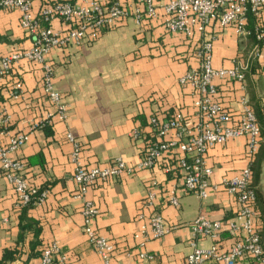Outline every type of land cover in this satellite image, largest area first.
Here are the masks:
<instances>
[{
    "label": "crops",
    "instance_id": "0c3cea01",
    "mask_svg": "<svg viewBox=\"0 0 264 264\" xmlns=\"http://www.w3.org/2000/svg\"><path fill=\"white\" fill-rule=\"evenodd\" d=\"M79 1L30 0L31 13L37 17L43 7ZM113 1L123 5L135 2L99 0L103 6ZM158 12L155 20L136 25L129 17L85 40L78 48L69 46L49 52L46 61L53 70L52 83L69 112L65 122L54 121L47 131L35 128L52 113L42 90L41 67L20 61L0 78V108L9 117L0 142L3 145L7 137L18 134L28 136L26 143L9 157L23 163L28 183L46 193L39 205L27 211L23 222L32 227L23 233L24 243L17 245L20 213L13 208L14 192L0 171V219L8 220L6 224L0 221V257L5 250H18L9 264H39L40 255L51 243H56L67 264H103L84 234L83 208L87 203L97 211L87 226L114 247L109 264H186L194 249L208 250L213 244L209 239H191L194 220L203 216L210 221L225 222L234 216L235 202L222 189L208 190L207 198L201 200L184 190L183 170L166 172L181 156L177 150L164 153L150 169L98 182L84 196H77L72 181L74 146L67 141L66 134L78 148L84 168L106 167L116 158L135 167L155 140L148 127L150 118L167 120L181 114L188 126L194 122L195 96L189 87L180 86L178 80L197 68L198 40L166 32L162 11ZM19 18L18 10L0 9V57L32 47V39L19 26ZM254 23L264 26V8L254 17ZM212 25L207 30L208 34L216 35L212 68L230 69L234 62L248 65L247 96L253 113L252 106L262 118L257 122L264 139V43L258 46L255 58L249 38L237 36L230 27L214 32L215 24ZM50 26L55 30L65 27L59 21ZM214 83L216 101L232 116L237 114L241 96L238 85ZM17 84L21 86L19 91L15 89ZM133 129L139 131L137 140L129 137ZM245 154L244 138L209 150L204 163L212 170L210 183L238 176L246 166ZM257 188L264 207V158ZM147 192L153 195L150 206L143 204ZM172 196L177 198L178 207L169 204ZM255 209L257 225L261 212L258 207ZM155 215L162 218L166 229L158 240L150 237L149 222ZM34 229L39 230V236L37 245L31 248ZM233 243L234 238L223 233L217 249L225 252ZM140 252L151 254L153 261H140L137 258ZM237 264L252 263L245 260Z\"/></svg>",
    "mask_w": 264,
    "mask_h": 264
},
{
    "label": "built area",
    "instance_id": "2783aa9c",
    "mask_svg": "<svg viewBox=\"0 0 264 264\" xmlns=\"http://www.w3.org/2000/svg\"><path fill=\"white\" fill-rule=\"evenodd\" d=\"M131 5H123L113 1L103 6L99 0H80L79 3L61 2L43 7L39 15L31 13L30 0H0V9L4 11L18 10L20 12L19 26L32 39V47L21 53H13L0 57V78L5 76L11 68L20 61H26L41 67L42 90L52 108V113L38 123L35 128L49 127L54 121H66L69 108L52 83V68L46 57L52 49L66 47H80L85 40H90L98 34L112 29L119 22L131 17L136 25L144 21L157 19L162 11V26L170 34H181L188 40H198L199 48L196 53L198 66L189 70L179 78L182 87H189L195 99L193 101L194 122L188 126L181 114H175L167 120L152 117L148 127L154 135L151 143L135 167L127 166L120 158L114 159L106 167L84 168L80 162L78 148L72 137L66 134V139L73 144L71 162L74 165L72 181L77 187V196H84L88 189L98 182H108L132 175L138 170H146L155 166L164 153L177 150L181 156L174 166L166 172L175 169L183 170V188L186 192L197 196L201 200L207 198L208 190L213 192L222 189L235 202L234 216L225 222L210 221L199 216L191 225V239H209L212 246L208 250L194 249L186 258V264H237L250 261L252 264H264V249L259 235V224L256 223L255 197L250 184L252 179V164L264 139L261 136L255 114L253 113L247 96L245 74L248 65L234 62L230 69H213L212 46L215 34H208V28H232L236 35L249 38V16H257L264 8V0H134ZM59 21L65 25L64 29H52L50 24ZM40 22L48 25L42 28ZM213 32V33H214ZM255 40L264 43V26L254 28ZM258 55V46H254L252 56ZM237 84L241 96L239 98V112L232 114L219 104L215 97L217 86L214 82ZM16 90H21L17 84ZM17 97H14L16 99ZM9 117L0 108V136L8 124ZM132 140H137L139 131L133 129L129 133ZM244 138L246 140V166L238 176L223 178L218 184H211L212 170L204 163L206 153L227 142ZM28 136L18 134L6 138V143L0 142V171L12 187L15 195L14 210L20 212L26 206L39 205L44 199L45 191L31 186L24 176V165L10 159L9 155L19 150L27 141ZM153 200L151 192H147L143 204L150 206ZM169 204L178 207L175 196L169 199ZM85 219L84 234L88 245L103 264H109L114 252L113 245L98 236L87 226L97 211L90 204L83 208ZM3 224L8 220L0 219ZM153 240L160 239L166 229L162 218L153 216L149 222ZM223 233L234 238V243L225 252L217 249V241ZM142 244H140V247ZM142 248V247H141ZM140 261L152 262L153 256L146 252L137 255ZM39 264H67L60 254L56 243H51L42 252Z\"/></svg>",
    "mask_w": 264,
    "mask_h": 264
},
{
    "label": "trees",
    "instance_id": "16d2710c",
    "mask_svg": "<svg viewBox=\"0 0 264 264\" xmlns=\"http://www.w3.org/2000/svg\"><path fill=\"white\" fill-rule=\"evenodd\" d=\"M160 1V0H159ZM40 25L42 28H48V25L40 22ZM255 23H254V17L253 16H249L248 19V30L250 31V36L249 39L252 41V44L254 46H259L262 43H258L255 40V35H254V28H255ZM0 41H2V39L0 38ZM250 104V103H249ZM253 107L254 110V114L257 117V121L260 123L262 121L261 116L259 115V112L257 109ZM49 127H45L43 128L44 131H47ZM48 134V133H47ZM264 158V147L261 146V148L258 151V154L255 156L253 164H252V179H251V190L253 191L254 197H255V207H258L260 212H261V221L259 223V235H260V239H261V244L264 246V207H263V201H262V197L260 194V191L257 188L258 185V180H259V175H260V168H261V163L263 161ZM43 190H39V192H41ZM33 208V205L30 204L28 206H26L25 208H23L19 213H20V220L19 221V234H18V238H17V245L20 243H24V235L23 234L25 231H29L31 230V225L29 224H25L23 221H25V216L28 210H31ZM256 210V209H255ZM23 222V223H22ZM33 232V236H34V242L33 244L30 243L31 248H33V246L37 245V238L39 236V230H32ZM264 249V248H263ZM18 250L16 249H12V250H5L3 251L1 257H0V264H9L11 262H13L15 260V257H17L18 255Z\"/></svg>",
    "mask_w": 264,
    "mask_h": 264
},
{
    "label": "rangeland",
    "instance_id": "374dc122",
    "mask_svg": "<svg viewBox=\"0 0 264 264\" xmlns=\"http://www.w3.org/2000/svg\"><path fill=\"white\" fill-rule=\"evenodd\" d=\"M52 73H53V70H52Z\"/></svg>",
    "mask_w": 264,
    "mask_h": 264
}]
</instances>
